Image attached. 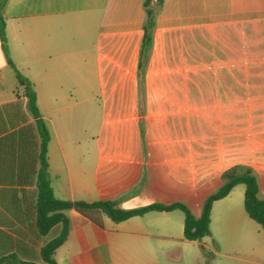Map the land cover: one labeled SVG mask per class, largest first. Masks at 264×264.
<instances>
[{
    "label": "crops",
    "instance_id": "crops-1",
    "mask_svg": "<svg viewBox=\"0 0 264 264\" xmlns=\"http://www.w3.org/2000/svg\"><path fill=\"white\" fill-rule=\"evenodd\" d=\"M10 58L33 85L63 201L132 210L184 203L200 217L236 165L264 198V0H165L143 80L144 0H7ZM41 134L0 40V257L45 264L37 226ZM245 186L213 203L211 234L184 238L180 210L116 222L65 210L57 264H264V227Z\"/></svg>",
    "mask_w": 264,
    "mask_h": 264
},
{
    "label": "trees",
    "instance_id": "trees-1",
    "mask_svg": "<svg viewBox=\"0 0 264 264\" xmlns=\"http://www.w3.org/2000/svg\"><path fill=\"white\" fill-rule=\"evenodd\" d=\"M7 0H0V40L3 49L13 67L18 83L24 89L28 98V106L34 116L37 118L38 127L41 134V153L40 170L38 174V199H37V226L42 235H46L55 225L61 224L60 234L48 242L41 250L42 260L45 264H57L54 254L56 250L66 241L69 234V218L64 213L65 210L74 208L85 213L91 209H99L112 220L119 222L129 219L133 216L143 215L149 211H173L180 210L184 214V238L188 241H201L211 234V211L213 203L227 196L231 190L239 184L245 186L244 207L248 216L257 224L264 227V198L260 197L259 179L253 168L246 165H236L226 170L222 175V186L209 195L203 205L200 217H195L191 209L184 203L173 204H152L149 206L125 210L118 206L114 200L96 201L86 203L82 201H63L54 196L51 181L49 177V165L47 159V147L49 142V132L44 120L41 117L37 106L36 93L29 79L23 76L14 66L10 58V52L7 46V37L5 33V18L3 9ZM165 0H144L146 20L143 26L144 38L140 52L139 76L143 80L146 65L150 56L153 44V35L156 28V19ZM201 253L205 261L203 264H212L211 253L204 247H201ZM0 264H38L21 260L17 255L10 254L0 257Z\"/></svg>",
    "mask_w": 264,
    "mask_h": 264
}]
</instances>
